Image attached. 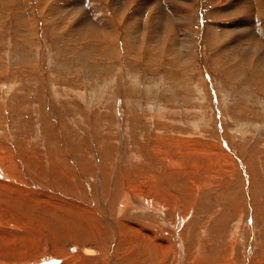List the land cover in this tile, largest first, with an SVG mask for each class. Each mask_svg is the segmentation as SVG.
Here are the masks:
<instances>
[{
    "label": "rangeland",
    "instance_id": "rangeland-1",
    "mask_svg": "<svg viewBox=\"0 0 264 264\" xmlns=\"http://www.w3.org/2000/svg\"><path fill=\"white\" fill-rule=\"evenodd\" d=\"M69 1L0 2V157L24 181L0 190V264H264V88L247 66L264 40L247 64L205 29L250 0H188L191 60L136 15L146 0H99L104 45Z\"/></svg>",
    "mask_w": 264,
    "mask_h": 264
},
{
    "label": "bare ground",
    "instance_id": "bare-ground-1",
    "mask_svg": "<svg viewBox=\"0 0 264 264\" xmlns=\"http://www.w3.org/2000/svg\"><path fill=\"white\" fill-rule=\"evenodd\" d=\"M164 1H167L166 4L164 3ZM248 1L249 0H247V2ZM0 2L2 4H4V2H5V4H6V2L10 3V2H12V0H0ZM47 2H48V0H47ZM131 2L128 0V3L131 4ZM236 2H244V1L238 0ZM251 2H252V4H251ZM83 3H85V5L88 8H91V10H89L90 15L87 19L83 17V19L78 22L80 29H78V30L74 29L75 32L78 33L79 35H81V37L83 39L84 38L98 39L101 42V45L106 44L107 41H112V38L114 37V36H112V34H113L112 31L116 30V27H115V25L111 26V24L109 22H106L103 19L98 18V15H101V16L106 15L105 9H103V7L100 6L101 2L99 0H70L68 2V4H66V6L69 7V8H67V11L71 10L70 13L68 12L69 14H67V20L69 21V19L71 17L74 19L76 17L82 18L80 12L82 11L81 7H82ZM162 3L165 4V7H163L164 9L161 12H159L158 7ZM167 4H168V6H167ZM182 4H183V7H185V4H188L186 6H188L189 9L188 10L187 9L181 10V5L177 4V1H174V0H146L145 2H143L141 4V7H138L139 11H137L138 13H136V15H138L139 12L140 13L143 12L142 14H144V15L148 13L146 18H147V20H150L152 22L151 27H153L154 24L157 25L155 27V29L152 28V33L155 32L154 36H156V39H159V38L165 39V37L167 35H169L173 30L175 32H179L182 37L186 38V39H183L181 41L182 45H180V49L182 48L184 50V53L181 55V60H185V59L191 60L193 58L192 55L194 52V44L189 40L191 38L188 37V36H190V33L188 32V29H189L188 25L190 24V21H191V7H190L188 0H184V2ZM120 5L118 6L119 9L121 8ZM249 5H244V7H242L241 5L235 6L236 12H238L241 16H242V14L244 15L246 12L249 13V11H253V7L255 10L253 13L250 12L248 14L247 18H245L244 20H240L238 24H235L233 26H225V29H224L225 31H223V32L218 31V29H216L215 27H213L211 25L205 27V29L208 27L207 28V34L209 36H212L216 39H223V40L227 39V41H229V40L236 41L235 45L238 47V54H239L238 57L240 58V61H242L244 63L249 62V59L247 58V56L252 51V45L254 44V42L261 43V41L264 40V24L262 23L263 21L261 22L258 20L259 22L257 23V25H255V22H257V20L255 21V19H254L255 16L262 18L263 14H264V11H263L264 7L261 4L260 0H253V1L250 0ZM55 7H56V5H55ZM113 7L115 8V6H113ZM125 7H126L125 4L122 5V8H125ZM155 9L158 10V13H157V11L155 13ZM231 9H233V7ZM106 10H107V8H106ZM142 10H144V11H142ZM175 10L178 11V14L175 13L176 12ZM124 11H126V10H124ZM120 12L117 9L115 15H120ZM226 12H229V11L226 10ZM83 13H84V11H83ZM234 13H235V11H234ZM124 14H126V12ZM158 14H160L161 17H159ZM217 14L218 13H216L215 15H217ZM254 14H255V16H254ZM73 15H75V16H73ZM144 15H143V17H144ZM234 16H237V15H234ZM251 16L253 17V19ZM129 17H131V16H128V18ZM213 17H215V16L213 15ZM136 18H137V16L135 17V15H133L131 17L132 22L136 21ZM129 22H128V24H129ZM141 23H143V20H141L139 23L140 27L134 28V29L138 30V34L140 33L141 39H143V37H145L147 35L148 28L145 26L141 27L142 26ZM125 26L126 25H124V27ZM137 36L139 37V35H137ZM133 37H136V35L135 36L133 35ZM228 38H229V40H228ZM192 39H193V37H192ZM226 49H227V57H229V56L231 57L232 47H228V48L226 47ZM253 50H255V49L253 48ZM241 51H243L245 53V55H243L241 53ZM235 59H237V58H235ZM261 60L262 61L260 63L254 62L255 66L253 63H251L247 66L254 70L253 74L256 75L255 80H256L257 84H259L261 86V88H264V82H263L264 81V58H262ZM235 62H233V63H235ZM232 67H233L234 72L236 74H239V76H243V74H244V77H246L245 73L238 68L237 62L235 64H233ZM232 74H233V72H232ZM234 79L235 78H232V80H234ZM4 158H5V156H4ZM6 161H7V158L3 159L0 157V164L4 167V171H2L3 173L0 172V175H1V177H0V180H1L0 181V190H21V185H22V183L24 184V181L22 180V177L20 176L19 168L16 166V164L13 163L12 159H9L8 162H6ZM15 184H17L19 186L15 187L14 186ZM143 203H144V205H146L144 208H146L147 210L150 209V207H151L153 213L160 214V215L162 214V212H159L158 209H155L152 205H148L147 202L143 201ZM111 223H114V222H111ZM44 262H45V260H44ZM58 264H59V262H58Z\"/></svg>",
    "mask_w": 264,
    "mask_h": 264
},
{
    "label": "water",
    "instance_id": "water-1",
    "mask_svg": "<svg viewBox=\"0 0 264 264\" xmlns=\"http://www.w3.org/2000/svg\"><path fill=\"white\" fill-rule=\"evenodd\" d=\"M0 177H1V175H0ZM41 264H58V262L57 261H55V262H48V261H45V262H43V263H41Z\"/></svg>",
    "mask_w": 264,
    "mask_h": 264
}]
</instances>
